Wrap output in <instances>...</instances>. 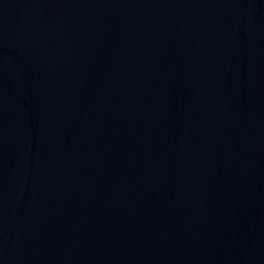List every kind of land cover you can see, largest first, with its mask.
<instances>
[{"label": "water", "instance_id": "obj_1", "mask_svg": "<svg viewBox=\"0 0 264 264\" xmlns=\"http://www.w3.org/2000/svg\"><path fill=\"white\" fill-rule=\"evenodd\" d=\"M0 264H264V0H0Z\"/></svg>", "mask_w": 264, "mask_h": 264}]
</instances>
